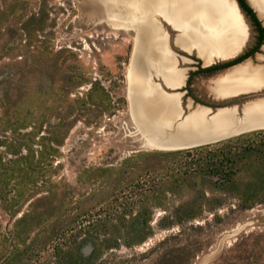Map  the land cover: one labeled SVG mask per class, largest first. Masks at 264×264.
<instances>
[{
	"label": "rangeland",
	"instance_id": "rangeland-1",
	"mask_svg": "<svg viewBox=\"0 0 264 264\" xmlns=\"http://www.w3.org/2000/svg\"><path fill=\"white\" fill-rule=\"evenodd\" d=\"M109 8L104 0H0V264H20V250L32 246L37 235H51L63 211L72 220L68 238L72 229L79 241L93 231L87 236L99 248L94 264H264L262 156L254 157L233 183L198 176L194 188L169 197L165 208L154 211L153 235L101 231L105 221L137 214V208L115 200L104 184V171L121 167L134 154L164 152L151 147L132 121L129 71L136 61L139 28L109 25L98 14ZM245 22L249 41L240 55L259 43V32L247 15ZM163 25L181 60L179 67L189 77L178 91L158 82L169 93L184 94V115L189 102L214 110L242 106L243 99L222 103L205 89L228 69L203 72V60L176 45L178 32ZM263 48L264 41L248 59L260 65ZM239 130L199 144L264 131ZM252 139L259 145L264 134ZM22 156L29 159L20 163ZM26 163L32 168L39 163L42 169L29 172L22 182L20 164ZM204 180L213 184L204 186ZM29 183L20 198L23 184ZM45 196L51 199L38 202ZM20 235H27L25 244ZM105 237L120 238V245L100 246ZM63 243L36 246L25 264H55L56 248H65ZM92 252L85 245L76 254L85 262Z\"/></svg>",
	"mask_w": 264,
	"mask_h": 264
},
{
	"label": "bare ground",
	"instance_id": "bare-ground-1",
	"mask_svg": "<svg viewBox=\"0 0 264 264\" xmlns=\"http://www.w3.org/2000/svg\"><path fill=\"white\" fill-rule=\"evenodd\" d=\"M248 1L264 20V0ZM104 2L110 4L109 11L106 14L100 10L98 14L109 25L139 28L136 61L129 71L133 77L129 100L133 124L151 147H189L241 128L247 132L264 130L263 56L258 58L260 65L245 60L205 85L219 102L243 99L242 106L234 103L214 110L189 102V112L184 115V94L169 93L160 83L178 91L189 77L187 70L179 67L181 60L170 46L171 37L163 22L178 32L175 44L196 54L205 68L240 55L248 44L249 30L236 0Z\"/></svg>",
	"mask_w": 264,
	"mask_h": 264
},
{
	"label": "trees",
	"instance_id": "trees-1",
	"mask_svg": "<svg viewBox=\"0 0 264 264\" xmlns=\"http://www.w3.org/2000/svg\"><path fill=\"white\" fill-rule=\"evenodd\" d=\"M238 2L256 26L259 32V43L256 48L238 56L236 59L204 68L202 69L203 72L229 69L244 62L258 52L264 41V27L257 13L247 0H238ZM261 134H264V131L242 134L226 141L187 150L138 153L127 159L121 167L105 170L104 172L108 176H105L104 184L107 188L112 189L115 200L122 201L125 206L137 208V214L131 219H127L126 215H122L116 219L105 221L100 226L101 231L108 232L112 228H116L120 229L121 232L124 230L125 234L123 235H132L133 233L141 235L144 232L145 235H153L154 211L165 208L169 197L178 196L185 187L194 188L196 186L194 180L198 176H213L223 180L226 184L233 183L243 168L251 167L254 157L262 156L264 159V141L259 145H255V140L252 139ZM28 159V156H22L20 163ZM35 166L36 168H32V164H20V179L23 180L22 182L28 179L29 172L36 171L38 168L42 169L39 163ZM115 174L116 179L113 180L112 177ZM125 175L128 176V179L124 180ZM31 184L33 188H36L38 181L35 180ZM31 184H23V188L20 190L23 193H21L20 198L29 190L27 188ZM204 184V186H211L213 182L204 180ZM113 185L114 187H112ZM127 188L131 189L128 195L126 193ZM49 199H51L50 196L41 197L38 202H45ZM66 214V211H63L61 215H58L57 221L51 228V235H37L38 240L32 246L26 247L24 251L20 250V264H25L26 256L30 250L38 245H40L39 248L44 249L56 240H64L65 248H56L55 264H94L95 259L98 258L99 248L93 237L87 236L94 235L93 231L87 232L86 237L79 241L77 236H74L79 233L75 234L74 229H72L71 237L68 238L66 233L70 230L69 226L72 220H68ZM160 226L163 227L164 225L161 224ZM26 236L20 235V243L25 242ZM101 241L100 246L113 249L120 245L121 239L105 237ZM85 245H91L93 252L83 262L82 257L76 254V251Z\"/></svg>",
	"mask_w": 264,
	"mask_h": 264
},
{
	"label": "water",
	"instance_id": "water-1",
	"mask_svg": "<svg viewBox=\"0 0 264 264\" xmlns=\"http://www.w3.org/2000/svg\"><path fill=\"white\" fill-rule=\"evenodd\" d=\"M236 2L238 3V6H239V9L240 11L242 12L243 16H244V19L246 18V14L245 12L243 11L242 7L240 6V3L238 2V0H236ZM243 52V51H242ZM240 56V55H238ZM237 56V57H238ZM237 57H235L234 59H236ZM234 59H231V60H234ZM231 60H228V61H231ZM227 61V62H228ZM233 67V66H232ZM242 135V134H241ZM237 136H240V135H237ZM235 136V137H237ZM233 138V137H232ZM222 140H218L216 142H209V143H205V144H199V145H196V146H193V147H180V146H175L173 148H167V149H158V151H164V152H170V151H180V150H187V149H192V148H196V147H200V146H205V145H209V144H213V143H218Z\"/></svg>",
	"mask_w": 264,
	"mask_h": 264
},
{
	"label": "flooded vegetation",
	"instance_id": "flooded-vegetation-1",
	"mask_svg": "<svg viewBox=\"0 0 264 264\" xmlns=\"http://www.w3.org/2000/svg\"><path fill=\"white\" fill-rule=\"evenodd\" d=\"M245 14L248 16V14L245 12ZM249 17V16H248ZM250 18V17H249ZM251 19V18H250Z\"/></svg>",
	"mask_w": 264,
	"mask_h": 264
}]
</instances>
